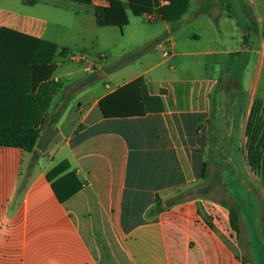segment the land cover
Masks as SVG:
<instances>
[{"label": "crops", "instance_id": "crops-1", "mask_svg": "<svg viewBox=\"0 0 264 264\" xmlns=\"http://www.w3.org/2000/svg\"><path fill=\"white\" fill-rule=\"evenodd\" d=\"M120 1L127 23L99 27L94 10L108 0H0L9 44L56 45L39 155L0 145V264H264V180L255 182L244 151L251 104L264 101V0H188L174 21L134 15ZM92 17L143 53L120 85L111 87L105 70L93 80L78 75L65 60L73 51L57 43L63 29L96 32ZM145 25L152 31L142 35ZM209 55L210 75L204 61H177ZM137 77L163 110L103 117L98 101ZM84 79L76 102L50 122L65 103L61 89Z\"/></svg>", "mask_w": 264, "mask_h": 264}, {"label": "trees", "instance_id": "trees-1", "mask_svg": "<svg viewBox=\"0 0 264 264\" xmlns=\"http://www.w3.org/2000/svg\"><path fill=\"white\" fill-rule=\"evenodd\" d=\"M89 2V0H77ZM108 7H95V23L99 27L127 23L120 0H108ZM128 0L134 15L154 12L161 19L174 21L185 12L188 0ZM0 29V145L19 147L33 152L39 135L42 113L49 104L54 82L49 79L56 65L52 63L56 45L47 41L8 43L12 37ZM247 43L246 36H243ZM18 45V44H17ZM60 53L65 54L62 49ZM161 90L160 93H163ZM64 94L62 95L63 98ZM60 108L52 114L50 122L59 115ZM103 117L143 115L146 112H161L163 103L160 95H150L141 77L116 88L98 101ZM245 160L250 170L258 174L264 170V101L254 99L245 124ZM180 197L172 198L175 203ZM232 227L238 230V213L229 206ZM246 264V261H243Z\"/></svg>", "mask_w": 264, "mask_h": 264}, {"label": "rangeland", "instance_id": "rangeland-1", "mask_svg": "<svg viewBox=\"0 0 264 264\" xmlns=\"http://www.w3.org/2000/svg\"><path fill=\"white\" fill-rule=\"evenodd\" d=\"M91 22L93 28L97 30L96 32L88 30L87 36L85 38H81L80 36H76V34H73L71 31L63 29L62 31H58L60 42L58 41L57 43L58 44L63 43V45L67 46L68 49H70V51L73 52L82 51L90 56L96 55L97 52L99 51L104 52L106 54V57L101 62L100 66H98L97 68H92L91 70H87V71L84 70L81 64L77 62H73L69 59H65V60L69 63H72V65H74L75 70L78 72V75L80 76L82 75L88 79L93 80L98 78V71L105 70L107 74L106 77L103 79H107L108 76H111L112 80L110 81L106 80L110 84V86L113 87L115 84L120 85L122 83V79L124 77H127L123 74L125 71L135 70L140 66V61L142 60L143 53L139 50V48H137L138 47L137 42L134 41L130 42L128 36L122 37L119 34L117 35V33H115L117 31L116 27H107V28L95 27L93 17L91 18ZM64 23H69V22L65 21ZM104 30H107V33L105 34L102 33ZM110 31H113L114 33H111ZM150 31H152L151 27L145 25L143 26V28H141L140 34L145 35ZM126 40H129V42H127V44L124 45V41ZM177 61L178 62L188 61L193 63H195V61H199V62L204 61L205 66L207 67L206 73L210 75L213 73L212 65L213 62H215V58L212 55L203 56V57L177 56ZM86 80L87 79L80 81V83L72 87V90L65 91V89H61V94H65L64 95L65 103L62 105L63 109L68 101H71L70 103L76 102L75 97L79 92H75V91H77V89H80L82 87V84L84 85V83H86ZM66 92H68L69 94ZM59 94L56 97L57 102L59 101L58 100ZM241 98L242 95H239V100L235 103L234 108L236 111H239L242 105ZM237 169L240 171L241 176L245 180L247 179L246 181H248L249 179L248 173L244 171L241 166H237ZM255 175H256L255 182L257 184L260 182V180H264V170H261L258 174ZM251 188L252 190L257 189V186L255 185L254 181L251 182ZM226 202L229 203V206L235 207V203L231 199L226 198Z\"/></svg>", "mask_w": 264, "mask_h": 264}, {"label": "built area", "instance_id": "built-area-1", "mask_svg": "<svg viewBox=\"0 0 264 264\" xmlns=\"http://www.w3.org/2000/svg\"><path fill=\"white\" fill-rule=\"evenodd\" d=\"M167 51L163 52V55H167ZM65 58L73 62H77L82 65L84 70H91L92 68H97L101 64V60L104 57L91 58L83 52H67Z\"/></svg>", "mask_w": 264, "mask_h": 264}, {"label": "water", "instance_id": "water-1", "mask_svg": "<svg viewBox=\"0 0 264 264\" xmlns=\"http://www.w3.org/2000/svg\"><path fill=\"white\" fill-rule=\"evenodd\" d=\"M101 75H103V74L98 72V77H100ZM33 154H34L35 156H38V155H39V150H38V149H34V150H33Z\"/></svg>", "mask_w": 264, "mask_h": 264}]
</instances>
